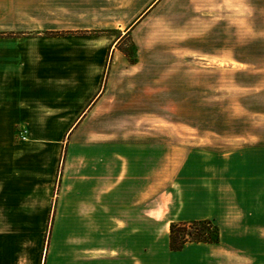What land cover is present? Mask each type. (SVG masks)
Listing matches in <instances>:
<instances>
[{
  "label": "rangeland",
  "instance_id": "374dc122",
  "mask_svg": "<svg viewBox=\"0 0 264 264\" xmlns=\"http://www.w3.org/2000/svg\"><path fill=\"white\" fill-rule=\"evenodd\" d=\"M143 1L124 30L134 29L155 0ZM128 2L130 17L140 0ZM159 4L136 38L128 37L119 46L138 59V65L130 70L128 62L115 67L110 61L102 99L88 109L93 107L81 125L33 126L61 135L63 156L78 127L80 133L97 143L110 142L113 148L160 138L161 147L168 150L161 157V180L165 171L170 182L171 175L176 176L175 192L167 199L168 214L175 221H189L194 214L190 203H200L203 216L238 223L231 242L264 244V232L248 230L264 215V0ZM24 126L28 128L15 125L17 140H23ZM6 189L0 185V264H48L50 259L72 264L71 236L56 229L55 193L47 201L46 186L37 183L32 199L12 200ZM241 218L248 223L246 231ZM169 221L161 220V226ZM153 242L163 246L164 236ZM194 251L198 259H209L213 249ZM164 253H144L145 264H156L151 257ZM169 255L166 259L176 257ZM92 257L93 252L85 251L81 259L88 264Z\"/></svg>",
  "mask_w": 264,
  "mask_h": 264
},
{
  "label": "crops",
  "instance_id": "0c3cea01",
  "mask_svg": "<svg viewBox=\"0 0 264 264\" xmlns=\"http://www.w3.org/2000/svg\"><path fill=\"white\" fill-rule=\"evenodd\" d=\"M161 1L145 8L144 19L129 32L124 29L145 5L143 0L130 17L128 0H0V185L12 200L32 199L37 183L46 186L47 201L55 193L56 229L71 236L72 264H87L81 259L85 251L93 252L88 264H145L144 253L157 249L165 253L151 257L156 264H264V244L231 242L239 227L234 219L223 223L203 216L200 203H190L194 214L189 221H175L168 214L176 176L170 182L165 171L161 180V157L168 150L160 138L113 148L78 127L63 156L62 136L33 126L81 125L102 99L110 61L115 67L128 62L130 70L138 65L119 46L136 38ZM111 29L115 34L104 32ZM15 125H28L23 140L16 139ZM204 219L219 227V243H188L179 252L170 250L172 222ZM240 221L246 231L248 223ZM260 222L248 230L263 233L264 215ZM161 235L163 246L153 242ZM199 248L213 249L211 258L198 259L194 250ZM167 252L176 257L166 259Z\"/></svg>",
  "mask_w": 264,
  "mask_h": 264
},
{
  "label": "trees",
  "instance_id": "16d2710c",
  "mask_svg": "<svg viewBox=\"0 0 264 264\" xmlns=\"http://www.w3.org/2000/svg\"><path fill=\"white\" fill-rule=\"evenodd\" d=\"M61 35V32H53ZM130 62L133 59L127 54ZM220 241L219 227L209 219L192 222H172L170 224L169 248L173 252L183 250L188 243L216 244Z\"/></svg>",
  "mask_w": 264,
  "mask_h": 264
}]
</instances>
